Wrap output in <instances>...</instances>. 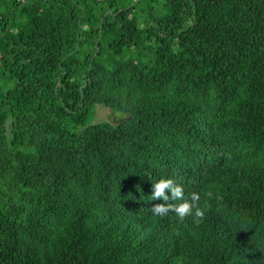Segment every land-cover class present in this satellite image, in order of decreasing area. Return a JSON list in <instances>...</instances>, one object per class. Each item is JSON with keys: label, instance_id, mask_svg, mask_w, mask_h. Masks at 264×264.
Instances as JSON below:
<instances>
[{"label": "trees", "instance_id": "1", "mask_svg": "<svg viewBox=\"0 0 264 264\" xmlns=\"http://www.w3.org/2000/svg\"><path fill=\"white\" fill-rule=\"evenodd\" d=\"M0 264H264V0H0Z\"/></svg>", "mask_w": 264, "mask_h": 264}, {"label": "clouds", "instance_id": "2", "mask_svg": "<svg viewBox=\"0 0 264 264\" xmlns=\"http://www.w3.org/2000/svg\"><path fill=\"white\" fill-rule=\"evenodd\" d=\"M150 196L152 201H162L152 207L153 213L156 215L174 212L179 222L193 217L199 218L197 223L205 216V211L198 205L199 195L192 193L190 197H186L183 184L178 183L173 176L154 178Z\"/></svg>", "mask_w": 264, "mask_h": 264}, {"label": "rangeland", "instance_id": "3", "mask_svg": "<svg viewBox=\"0 0 264 264\" xmlns=\"http://www.w3.org/2000/svg\"><path fill=\"white\" fill-rule=\"evenodd\" d=\"M124 114L119 111L106 108L104 106H97L94 122H115L120 119Z\"/></svg>", "mask_w": 264, "mask_h": 264}]
</instances>
